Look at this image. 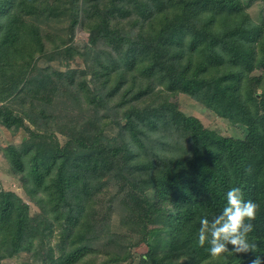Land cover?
I'll return each mask as SVG.
<instances>
[{"label": "trees", "instance_id": "trees-1", "mask_svg": "<svg viewBox=\"0 0 264 264\" xmlns=\"http://www.w3.org/2000/svg\"><path fill=\"white\" fill-rule=\"evenodd\" d=\"M75 1L55 0L54 14L68 6V17H76V12L95 17L88 26L91 42L111 44L112 53L127 69L138 68L133 86H140V92L148 91L149 78L162 75L169 90L195 95L217 116L244 126L254 154L245 157L232 141L207 132L197 119L181 116L167 102L130 107L129 115L124 113L126 137L109 146L90 119L84 125L94 131L86 134L72 125L69 140L54 146L42 168L30 151L13 152L20 174L12 172L40 211L32 216L27 202L0 187V264L25 252L37 264H93L88 258L95 247V229L88 222L95 204L92 196L101 187L100 179L109 174L127 183L121 188L131 189L140 218L148 220L165 205L172 208L168 249L147 254L140 264H252L257 255L264 264V82L257 96L246 80L254 68L263 72L256 82L261 85L264 78V27L249 21L240 0H171L174 5L168 11L164 0H82L74 8ZM34 2L0 0V99L26 96L33 109L43 112L33 102L50 103L47 92L54 82L46 72L30 74L33 52L45 51L39 27L23 20L35 10ZM154 8L159 15L157 22L147 21L148 31L140 24L131 36L119 28V18L135 25L146 21ZM74 17L69 21L71 33L77 24ZM254 42L263 52L261 58ZM125 72L121 68L119 79ZM66 89L69 95L77 94ZM0 124L19 126L21 120L6 106L0 110ZM174 136L183 139L189 153L173 143ZM233 186L258 205L249 234L256 249L213 258L207 242L198 241L200 222L220 214L225 193ZM148 190H153L154 202L145 197ZM56 228L60 241L55 254L47 239ZM104 258L101 264L127 259L119 252Z\"/></svg>", "mask_w": 264, "mask_h": 264}, {"label": "rangeland", "instance_id": "rangeland-1", "mask_svg": "<svg viewBox=\"0 0 264 264\" xmlns=\"http://www.w3.org/2000/svg\"><path fill=\"white\" fill-rule=\"evenodd\" d=\"M54 1L35 0L33 4L35 10L23 16V20L35 24L41 32L45 51L33 52L30 69L34 71L30 74L40 75L46 72L51 76L54 83L50 87L53 89L47 92L51 94V102L34 100V104L41 106L40 110H43L41 112L38 111V107L36 110L33 109L26 96L24 100H21L20 96L8 97L5 101L0 99V110L7 106L14 116L21 120L19 126L13 124L7 128L0 124V187L4 191L16 193L27 202L32 216L38 214L40 210L25 194L18 176L19 169L15 168L13 152L19 154L30 151L31 156L42 168L51 156L54 146L58 144L62 147L69 140L68 127L72 125L84 130L85 134L100 128L103 138L101 141L107 146L116 141L120 142L126 137L125 117L129 115L132 109L130 107L134 105L142 108L145 105L155 107L163 102L172 103L181 116L195 118L207 132L214 133L223 140L232 141L245 157L254 154V148L244 126L217 116L195 95L179 89L169 90L162 75L149 78L145 82L149 87L148 91L140 92V86H133L134 77L137 79L140 75L137 73L138 68L127 69L125 63L120 62L112 53L111 44L91 42L88 26L95 17L92 18L88 13L83 16L80 12L75 13L76 17L71 14L68 17L71 10L68 6L54 14ZM81 1L76 0L77 5L74 4L73 7L81 5ZM240 1L249 21L264 27V0ZM164 2L165 7H168L167 11L174 5L171 0ZM48 7L50 8L46 9ZM157 14V9L154 8L149 11V18L146 21L139 20L135 25L127 21L128 18H119L121 19L119 28L128 34L131 33V36L137 34L140 24L148 31L147 21L156 20ZM73 17L77 24L71 33L72 25L69 21ZM188 40L189 36L185 35L184 42L187 43ZM256 42L253 46L256 48L257 58H261L263 52L256 46ZM121 68L126 72L119 79ZM262 73L261 69L254 68L246 77L248 89L250 92H256L257 96L261 94L264 78L260 80L261 85L256 79L263 76ZM69 87L77 92L75 96L69 95L66 89ZM42 114L46 118L42 117ZM87 119L94 123V129L84 125ZM36 135L40 137L36 138ZM175 142L180 144L179 148L189 153L181 137L174 136L173 143ZM37 144H42V147ZM14 170H17L18 175L12 172ZM112 176L104 175L100 179L101 187H98L95 196H92L95 204L88 222L91 223L90 227L95 229L92 241L95 247L94 252L88 255L89 262L101 264L106 255L119 252L121 258L126 256L127 259L112 264H140L147 254H160L168 249L170 229L167 221L172 208L165 205L161 212L150 216L148 220L140 218L136 215L137 207L134 204L137 203L130 197L131 189L126 185L125 189H122L121 184L127 183ZM134 194L138 196L137 193ZM145 197L154 202L153 190H148ZM142 226H145V229H142ZM47 240L48 246H52L56 254L60 241L59 229L56 228ZM29 255L25 252L12 259H6L1 264H37L38 262L33 261Z\"/></svg>", "mask_w": 264, "mask_h": 264}, {"label": "clouds", "instance_id": "clouds-1", "mask_svg": "<svg viewBox=\"0 0 264 264\" xmlns=\"http://www.w3.org/2000/svg\"><path fill=\"white\" fill-rule=\"evenodd\" d=\"M225 206L219 215L209 220L201 219L198 241L209 245L207 251L213 258H220L227 253H242L255 250L256 244L250 239L253 230L252 220L258 205L252 200L243 198L239 186L230 187L225 193ZM229 245L233 247L229 249ZM252 264H262L257 255Z\"/></svg>", "mask_w": 264, "mask_h": 264}]
</instances>
